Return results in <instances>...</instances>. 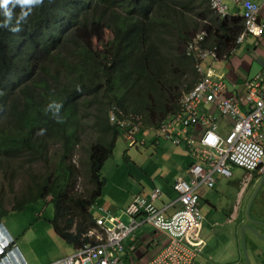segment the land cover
<instances>
[{
	"label": "trees",
	"instance_id": "1",
	"mask_svg": "<svg viewBox=\"0 0 264 264\" xmlns=\"http://www.w3.org/2000/svg\"><path fill=\"white\" fill-rule=\"evenodd\" d=\"M208 2L41 0L26 6L10 0L8 17L0 9V193L4 182L25 177L9 210L0 201V229L8 230L2 220L9 212L41 200L52 204L49 223L62 241L75 250L89 240L91 207L104 185L100 170L121 133L108 122L109 107L138 114L143 127L155 128L177 110L182 87L187 91L196 81L184 54L187 41L205 31V45L217 47L219 60L235 48L241 18L220 19ZM49 101L61 103L62 122L44 111ZM87 130L94 135L86 144L89 188L79 192L81 170L72 159Z\"/></svg>",
	"mask_w": 264,
	"mask_h": 264
},
{
	"label": "built area",
	"instance_id": "2",
	"mask_svg": "<svg viewBox=\"0 0 264 264\" xmlns=\"http://www.w3.org/2000/svg\"><path fill=\"white\" fill-rule=\"evenodd\" d=\"M239 8L243 29L237 37L239 44L245 36L260 39L264 33V0H229ZM210 9L220 18L232 17L226 0H209ZM204 31L195 34L185 45V55L194 62L196 81L183 92L178 108L169 113L156 128V139L184 144L188 154L197 162L188 167L189 179L178 178L173 184L175 200L157 207L161 192L153 188L147 197L136 194L124 210L128 223L101 208L95 227L87 230L89 240L70 255L49 264H121L119 255L124 242L138 227L148 225L165 236V243L143 264H193L203 242L198 239L202 228L198 208V189L214 186V176L231 177V166L247 172L262 169L264 162V78L256 76L245 83L239 98L225 96L226 85L216 77L212 65L219 61L216 46L206 47ZM234 48L231 50V53ZM219 117L230 120L225 135L218 133ZM108 121L116 126L129 147L140 143L137 135L143 127L142 118L111 106ZM192 129L195 132L192 133ZM180 209L166 215L173 205ZM156 245V244H155ZM17 264H27L17 259Z\"/></svg>",
	"mask_w": 264,
	"mask_h": 264
},
{
	"label": "crops",
	"instance_id": "3",
	"mask_svg": "<svg viewBox=\"0 0 264 264\" xmlns=\"http://www.w3.org/2000/svg\"><path fill=\"white\" fill-rule=\"evenodd\" d=\"M230 5L233 12H240L231 2ZM212 69L214 75L225 82V96H242L246 82L254 80L256 76L264 78V33L260 39L245 36L230 57L216 61ZM215 115L218 133L223 136L231 121ZM146 129V132L141 133L142 129L138 133L140 145L134 146L138 151H133L132 156L130 152L124 154L123 164L115 161L112 170L106 171V174L109 172L108 180L106 174L102 173L107 159L102 165L100 174L105 177L104 185L93 204L95 206L96 203L97 212L101 213L103 208L114 216L118 217L121 213L120 218H126L123 210L131 202L132 196L139 194L147 197L153 188L161 192L159 200L155 202L157 207H161L175 200L176 194L172 188L175 181L178 178L189 179L188 167L197 160L187 153L185 145L156 139L153 131ZM191 131L195 132L194 129ZM230 170L231 177L214 176L213 187L202 186L197 191L198 208L199 202L204 203L205 200L210 214L208 221L212 223L211 228L206 227L204 232L202 227L198 234L203 246L193 264H246L247 260L248 264H264V162L262 169L255 172L235 166H231ZM180 208L179 204H175L166 211V215ZM248 217L252 220H248ZM148 227H138L134 235L125 240L124 250L119 255L121 264H143L165 243L164 235L156 233L151 227L153 231H148ZM202 232L203 237L199 238Z\"/></svg>",
	"mask_w": 264,
	"mask_h": 264
},
{
	"label": "rangeland",
	"instance_id": "4",
	"mask_svg": "<svg viewBox=\"0 0 264 264\" xmlns=\"http://www.w3.org/2000/svg\"><path fill=\"white\" fill-rule=\"evenodd\" d=\"M226 2L228 3L230 12H233L234 10L231 8L232 6L230 5V1L226 0ZM93 44L94 46L97 45L95 39L93 41ZM183 92L184 86L182 87V90H180V97ZM214 112L218 114L216 111ZM146 131L147 129H143L141 133ZM82 137V145L79 148L76 147L72 159V162L75 164V166L81 170V176L79 177L75 185V189L79 190V192L82 191V189L89 188L84 169L87 155L86 144H88L89 140L94 138V135L89 130H87V132ZM141 137L146 138L147 136L141 135ZM133 151L136 152L138 150L136 149V147L128 148L123 134L120 133L114 146L112 155L109 157V159H107L105 165L103 166L102 173H104L105 175L107 170H109L110 172V170H112V165H114L113 162L115 161L119 160L121 161V164H123L125 162L124 154L126 155L130 152L131 154L129 155L132 156ZM23 160L24 159H20L14 164L16 165V169H18V165L23 163ZM109 172L105 176L107 180L109 177ZM104 175L102 176L104 177ZM24 179L25 177L18 174L16 181L12 185H8L7 182L3 183L4 186L2 187L0 193V201L4 205L5 209L9 210L13 201L22 193L23 187L25 185ZM1 183L2 182L0 181V185ZM48 200L49 198L47 199V201ZM95 206L93 205L91 207V213L93 211L92 216L94 218H97L101 215V213L95 210ZM199 211L201 215L202 227L205 232L206 227L211 228L210 224L212 223L208 221V217L210 216V214L207 211L205 200L204 203L203 201L199 202ZM53 215L54 209L52 204L40 200L35 203L27 204L21 211L9 212L3 218V224H5L10 234L16 240L18 254L21 257L24 256V258L27 260V264H49L66 255H70L73 252V248L62 241L54 233L52 226L49 223V221L53 218ZM120 215L121 213L118 214L120 221L124 224H127V217L120 218ZM247 219L252 220L251 217H248ZM147 230L151 232L153 231L151 228ZM204 232L201 233V236L199 238L203 237Z\"/></svg>",
	"mask_w": 264,
	"mask_h": 264
},
{
	"label": "clouds",
	"instance_id": "5",
	"mask_svg": "<svg viewBox=\"0 0 264 264\" xmlns=\"http://www.w3.org/2000/svg\"><path fill=\"white\" fill-rule=\"evenodd\" d=\"M16 3H19L21 5H26V6H31L33 4H40L41 0H15ZM10 3V0H0V9H3V14L5 15V17H8L10 15V12L9 10L7 9V7H5L6 5H8ZM209 3V2H208ZM226 4L228 5V3L226 2ZM210 7V6H209ZM229 8V6H228ZM213 12V11H212ZM230 12V10H229ZM214 13V12H213ZM231 13V12H230ZM236 13V12H232V17H239V15H236V16H233V14ZM28 13L27 12H22L21 13V17L23 16H26ZM215 14V13H214ZM238 14V13H237ZM216 15V14H215ZM218 18H220L218 15H216ZM232 17H229V18H220V19H230ZM240 18V17H239ZM3 24H7V20H5L4 22H2ZM13 31H16L18 30V23H17V26H14ZM201 31V30H200ZM200 31H197L195 34H197L198 32ZM205 32V31H204ZM206 33V32H205ZM194 34V35H195ZM207 35V34H206ZM188 42V41H187ZM186 45V44H185ZM238 45L236 44V40H235V46ZM184 54H185V46H184ZM186 56V55H185ZM192 60V59H191ZM193 61V60H192ZM193 70H194V62H193ZM196 76V75H195ZM191 89V88H190ZM186 92V91H184ZM61 103L60 102H56V101H49L45 108H44V111L47 112V111H51L52 112V115H53V118L56 120L57 123H60L62 122V116H59L58 113L60 112V109H61ZM113 106V105H111ZM110 106V107H111ZM109 107V109H110ZM109 109H108V112H109ZM108 112H107V117H108ZM127 112V111H126ZM167 116V115H166ZM142 118V117H141ZM109 122V121H108ZM110 124V123H109ZM142 124H143V121H142ZM112 125V124H111ZM114 126V125H113ZM156 128V127H155ZM142 129H146L145 127H142ZM153 131V134H154V127L152 128H149ZM140 130V131H141ZM44 129H39L37 131V135H41L43 133ZM139 131V132H140ZM121 132V131H120ZM155 137V135H154ZM137 138H138V135H137ZM125 140V139H124ZM139 140V139H138ZM140 141V140H139ZM126 142V141H125ZM127 144V143H126ZM137 145H140L137 144ZM136 145V146H137ZM128 146V145H127ZM128 148H132V147H129ZM256 171H259V170H256ZM255 172V171H254ZM94 218V217H93ZM98 218V217H97ZM95 219L94 218V222H95ZM134 235V233L132 234ZM131 235V236H132ZM11 234L9 233V231L5 230L4 228L0 229V264H17L16 263V260L17 259H23L26 263V259L24 258V256H20L18 254V251H17V245L15 242L12 241V238H11ZM74 251V250H73ZM67 256V255H66Z\"/></svg>",
	"mask_w": 264,
	"mask_h": 264
},
{
	"label": "water",
	"instance_id": "6",
	"mask_svg": "<svg viewBox=\"0 0 264 264\" xmlns=\"http://www.w3.org/2000/svg\"><path fill=\"white\" fill-rule=\"evenodd\" d=\"M242 238H243V242H244V237L242 236ZM244 248H245V246H244ZM244 254H245V257H246V260H247V255H246V251L245 250H244ZM246 264H248V260H247Z\"/></svg>",
	"mask_w": 264,
	"mask_h": 264
}]
</instances>
